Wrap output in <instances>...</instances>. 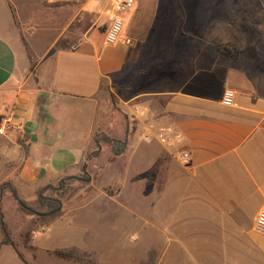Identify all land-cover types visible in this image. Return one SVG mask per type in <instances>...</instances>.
I'll list each match as a JSON object with an SVG mask.
<instances>
[{"label":"crops","instance_id":"0c3cea01","mask_svg":"<svg viewBox=\"0 0 264 264\" xmlns=\"http://www.w3.org/2000/svg\"><path fill=\"white\" fill-rule=\"evenodd\" d=\"M233 1L264 17V0ZM223 3L134 0L120 39L106 45L110 0H0V182L28 197L111 158L96 134L123 140L117 158L123 195L134 192L140 264L264 262V234L254 230L264 208V95L219 51ZM225 89L235 107L221 104ZM174 130L184 141L168 147L161 138ZM47 232L32 244L39 254L51 246Z\"/></svg>","mask_w":264,"mask_h":264},{"label":"rangeland","instance_id":"374dc122","mask_svg":"<svg viewBox=\"0 0 264 264\" xmlns=\"http://www.w3.org/2000/svg\"><path fill=\"white\" fill-rule=\"evenodd\" d=\"M249 7L247 3L224 0L225 17L222 21L226 32L228 24L233 28L229 29L228 35L225 32L223 36V49L227 57L237 59L241 69L253 78L258 90L264 95V17L258 10L256 17H248ZM122 87L119 83L115 85L114 93L118 97H123ZM118 97H111L112 110L119 104ZM85 169L87 171L76 177H62L39 186L28 197L19 196L11 183L0 182V207L4 220L16 248L27 264L142 262L137 251L141 237L135 226L133 188L130 187L127 195H123V158H97ZM13 190L18 200L23 201L35 214L20 207ZM39 196L55 199L58 202L56 211L41 216L48 209L40 206ZM46 231L49 234L44 236H49L48 244L60 249L50 246L43 249V255L32 244L35 238L45 242L42 234ZM56 254L68 258L57 257ZM257 260V264H264L261 259ZM0 264L21 262L10 247L3 246Z\"/></svg>","mask_w":264,"mask_h":264},{"label":"built area","instance_id":"2783aa9c","mask_svg":"<svg viewBox=\"0 0 264 264\" xmlns=\"http://www.w3.org/2000/svg\"><path fill=\"white\" fill-rule=\"evenodd\" d=\"M133 4L134 0H110L109 24L104 33V43L106 45L115 44L120 39L123 29L122 15L130 10ZM221 104L225 107H235L237 105L235 92L225 89L222 94ZM5 129V125H0V135L4 134ZM145 141H150V137H146ZM183 141V134L177 130L161 138V142L168 147L180 145ZM182 158L186 163L190 161V156L187 152L182 154ZM254 230L260 234H264V208L258 212L254 219Z\"/></svg>","mask_w":264,"mask_h":264},{"label":"trees","instance_id":"16d2710c","mask_svg":"<svg viewBox=\"0 0 264 264\" xmlns=\"http://www.w3.org/2000/svg\"><path fill=\"white\" fill-rule=\"evenodd\" d=\"M219 51L222 52L224 55L226 53V50H224L222 48H219ZM94 140H95L97 145L101 144L103 146L108 147L112 157H118V156L122 155L126 149V141H123V140L111 139V138H108V137L101 135V134H96L94 137ZM97 155H98V151L96 150L95 152H93L92 154H90L87 157V160H91L92 157H96ZM84 167H85V164H84L83 168ZM12 192H13L14 198L18 201L20 207L23 210H26L30 214H35V212L31 208L27 207L23 201L18 200L15 190H13ZM38 202H39L40 206L48 209V211L45 214H42L41 216L49 215V214L55 212L56 209L58 208V202L55 201V199H51V198L44 197V196H39ZM0 235H1L0 247L1 246L11 247L13 249V251L15 252V254L17 255V257L19 258V260L23 264H27L26 261L24 260L23 256L21 255V253L16 248V246H15V244H14V242L10 236V233H9L8 227H7V223L4 220V216H3V212H2L1 207H0ZM56 256L62 257V258H68V256H63L61 254L60 255L56 254Z\"/></svg>","mask_w":264,"mask_h":264}]
</instances>
